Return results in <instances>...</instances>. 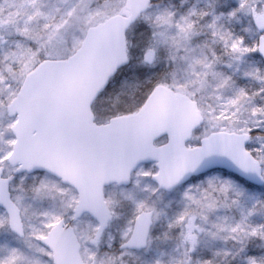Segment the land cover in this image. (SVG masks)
<instances>
[{
	"label": "snow or ice",
	"instance_id": "obj_1",
	"mask_svg": "<svg viewBox=\"0 0 264 264\" xmlns=\"http://www.w3.org/2000/svg\"><path fill=\"white\" fill-rule=\"evenodd\" d=\"M241 13L251 40L220 23ZM248 55L264 56V0L179 15L152 0H0V264H264V248L248 247L264 240L252 219L264 215V70L244 72L259 81L247 88L217 68ZM133 70L148 79L145 103L91 122L89 93ZM172 191L169 216L159 200ZM204 237L233 245L202 256Z\"/></svg>",
	"mask_w": 264,
	"mask_h": 264
},
{
	"label": "rangeland",
	"instance_id": "obj_2",
	"mask_svg": "<svg viewBox=\"0 0 264 264\" xmlns=\"http://www.w3.org/2000/svg\"><path fill=\"white\" fill-rule=\"evenodd\" d=\"M154 7L160 8H169L176 12L177 15L186 12L188 9L195 7L197 10L205 9V10H214L219 13L220 11H227L231 7H233L236 3V0H152ZM211 18V12H209L208 16H205L200 19L201 24H205ZM141 23H143L141 21ZM220 23L223 24L225 29L231 30L235 34L245 35L248 40H251L254 36L253 32H245L244 29L248 26V17L243 13L240 14L239 18H229L224 16L221 18ZM209 33L207 31H202L198 37H196V41H203ZM130 38L135 41L136 36L130 33ZM216 52L221 54L224 52L222 43L218 42L213 45ZM224 60H228L229 57L225 54L223 56ZM165 65V69L167 67V62H163ZM136 61H132L133 68L135 67ZM238 65V66H237ZM254 67H259L261 70H264V63L260 59L258 55H248L243 58L241 61H233L232 66L229 67L227 64H217V68L221 69L227 73H230L235 81L236 86H244L247 88H256L259 86V81L255 80L253 77L245 76L244 72L246 70H250ZM164 70V69H161ZM144 82H148V79L141 78L135 70L131 71L127 76L121 78L120 81H112V92L104 93L101 99L98 101L97 105L92 108L94 113L95 120L97 122H103L105 119H108L110 113L112 112V106H115L114 103L119 100L121 95L128 96L131 100H134V94L136 93L137 87ZM233 89L228 88L225 90L226 95H230ZM126 97V98H128ZM118 114V113H116ZM115 115V114H114ZM164 138H161L157 141V144L162 143ZM152 162L142 163L141 165L144 167H151ZM106 190L108 192H116L119 193V186L111 184L106 186ZM157 194H153L155 197ZM180 198L179 191L172 192H164L160 195L159 206L165 207L168 202H171V205L166 208L168 215L171 216L173 212L179 207L178 201ZM222 212H226L227 214L235 215L237 218L239 216V212L236 209L231 210H222ZM252 219L254 221L264 220V215L259 213L255 214ZM116 225H114L115 231ZM166 228V219L161 217L159 221L156 222L153 228L154 235H162L163 231ZM178 231V229L176 230ZM175 243V239H169L167 241L162 239H157L153 242L152 249L145 253V255H153L157 248H162L166 251H170L173 248ZM232 241H224L221 239H209L208 237H204L201 242L199 254L202 256H208L211 254L212 250L216 248H225L232 247ZM248 247L250 249H262L264 248V240L260 238H253L249 241ZM217 260L219 264H243V261L239 256L237 257H222L218 256ZM131 264V258H130Z\"/></svg>",
	"mask_w": 264,
	"mask_h": 264
},
{
	"label": "water",
	"instance_id": "obj_3",
	"mask_svg": "<svg viewBox=\"0 0 264 264\" xmlns=\"http://www.w3.org/2000/svg\"><path fill=\"white\" fill-rule=\"evenodd\" d=\"M259 57L261 58L262 62L264 63V56H259ZM110 78H111V74L106 76L104 78V80L101 83H99V85L96 86L89 93V95L87 96L86 104H87V110H88L89 119H90L91 122H93V123H95L97 125H102V124H106V123L112 122L116 116L128 114V113H123V114L114 115V116L110 117L106 122L100 123V124H98V123H96L94 121V116H93V113L91 111V105H92L93 101L97 98L98 94L101 93L105 89V87L107 86V83L110 80ZM65 103H66L67 107L69 108L70 112L74 113L76 108L80 104V99H79V97L76 94L73 93V94L68 95V97L65 100ZM144 103H145V99H144L143 103L140 105V107ZM138 109L136 111H138ZM136 111H134V112H136ZM134 112H130V113H134ZM161 137H165V141L163 143H166L167 142V136L165 134L158 135L157 138H156V141L158 139H160ZM160 144H162V143H160ZM149 162L153 163V160L151 158H148L146 160L141 161L140 164L149 163ZM108 185H110V184H108ZM108 185H106V186H108Z\"/></svg>",
	"mask_w": 264,
	"mask_h": 264
},
{
	"label": "trees",
	"instance_id": "obj_4",
	"mask_svg": "<svg viewBox=\"0 0 264 264\" xmlns=\"http://www.w3.org/2000/svg\"><path fill=\"white\" fill-rule=\"evenodd\" d=\"M139 75V74H138ZM112 83V82H111ZM147 85L148 82H144L142 85L140 84L137 87L136 93L134 94V100H131L128 96L126 95H121L118 101L114 103L115 106H112V112L110 113L109 116H112L116 113H128L136 110L140 104L143 102L145 99L146 93H147ZM112 92V86L107 87L101 92L96 100L92 104V108L97 105L98 101L101 99L104 93ZM128 97V98H126ZM107 120V119H105ZM104 120V121H105Z\"/></svg>",
	"mask_w": 264,
	"mask_h": 264
}]
</instances>
